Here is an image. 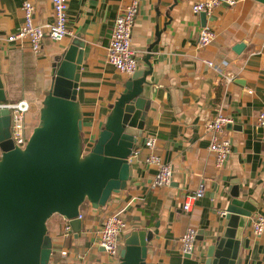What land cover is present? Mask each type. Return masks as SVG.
I'll list each match as a JSON object with an SVG mask.
<instances>
[{
	"label": "crops",
	"instance_id": "obj_1",
	"mask_svg": "<svg viewBox=\"0 0 264 264\" xmlns=\"http://www.w3.org/2000/svg\"><path fill=\"white\" fill-rule=\"evenodd\" d=\"M24 1L0 0V35L15 31L23 22ZM28 1L34 5L36 24L54 21L51 0ZM128 1L68 0L69 33L60 41L44 37L38 54L26 42L8 43L1 36L0 79L5 101L0 104L26 100L25 120L32 131L50 86L54 55L74 40L82 42L77 99L87 152L129 77L107 61L114 20ZM197 1L139 0L131 43L138 69L149 68L144 61L147 48L156 41L155 32L161 31L148 58L151 73L145 88L149 106L138 142L141 152L129 157L132 175L124 190L98 209L86 201L80 206L82 227L77 236L64 235L61 215L47 220L51 264H113L97 245V232L104 217L119 210L128 225L125 233L132 229L150 232L146 264H204L202 249L221 233L220 211L233 199V189L239 198L252 201L254 216L264 212V128L257 123L264 107V55L257 53L264 42V3L237 0L233 6L215 7L205 25L215 30L216 37L199 46L198 33L205 25L191 10ZM238 43L243 47L237 51ZM225 75L232 80L226 81ZM218 113L232 120L222 133L231 142V152L221 167L209 149L211 137L205 128ZM147 136L157 138L156 153L173 168L168 186L152 185L156 169L143 163ZM200 184L203 195L185 210L184 203ZM189 227L197 231L191 256L182 254L180 241ZM247 239L237 264H264V232L254 236L250 224Z\"/></svg>",
	"mask_w": 264,
	"mask_h": 264
},
{
	"label": "water",
	"instance_id": "obj_2",
	"mask_svg": "<svg viewBox=\"0 0 264 264\" xmlns=\"http://www.w3.org/2000/svg\"><path fill=\"white\" fill-rule=\"evenodd\" d=\"M199 16L205 25L206 14L200 12ZM160 33L155 32L157 39L147 48L144 61L149 68L136 70L124 81V91L114 100L87 152L83 149L77 99L82 42L74 40L54 55L39 123L24 148L14 145L9 137L10 110L0 108V264H51L47 220L61 215L77 236L82 227L79 208L85 201L98 209L126 188L132 175L129 157L138 147L149 106L145 88L151 73L148 58ZM242 47L238 43L234 49ZM231 196L221 233L202 249L204 264H237L239 250L247 243L253 203L239 198L235 189ZM121 239L118 264H146L150 232L132 229Z\"/></svg>",
	"mask_w": 264,
	"mask_h": 264
},
{
	"label": "built area",
	"instance_id": "obj_3",
	"mask_svg": "<svg viewBox=\"0 0 264 264\" xmlns=\"http://www.w3.org/2000/svg\"><path fill=\"white\" fill-rule=\"evenodd\" d=\"M237 0H199L192 4L191 10L194 14L204 12L206 16H210L213 9L217 6L227 4L235 5ZM54 21L49 24H36L34 22V5L26 0L22 3L21 10L23 13V22L15 31L4 37L8 43L26 42L33 53H40L42 49V40L44 37L52 41L62 40L68 33V0H51ZM139 0H129L116 16L112 32L107 46V61L114 68L128 76L138 69V58L135 50L132 48V30L136 15L138 13ZM216 37L215 30L209 26H203L198 33L197 44L206 46L210 44ZM257 53L264 55V42L260 45ZM209 66H213L211 61L206 62ZM226 81H231L232 76L225 75ZM248 92H251L248 90ZM0 108H8L10 110L9 137L14 145L24 148L31 131L26 125L25 115L29 110V104L26 100H19L10 104H0ZM232 120L222 113H218L216 117L206 124V130L210 132L211 142L209 149L215 155V163L217 167L224 165L231 152V142L222 135L226 124ZM257 123L264 128V107L259 111ZM157 138L155 136H147L143 141V147L148 153L143 158V163L153 166L156 172L153 176V186H168L172 181L173 168L170 164L163 162L162 158L156 153ZM141 152V148L137 147L131 153L130 157H137ZM204 186L200 184L199 188L189 196V200L184 203L183 208L188 210L192 200L203 195ZM224 211H220L224 215ZM79 218L82 217L79 212ZM71 228L68 220L65 219L63 225L64 235H69ZM128 230L126 220L122 216V210L108 213L97 232V245L103 249L106 255L111 259V263L119 262V241L122 234ZM251 232L254 236H259L264 232V212L256 215L251 221ZM197 231L189 227L181 236V252L184 255H192L195 248ZM62 255L66 251L61 252Z\"/></svg>",
	"mask_w": 264,
	"mask_h": 264
}]
</instances>
